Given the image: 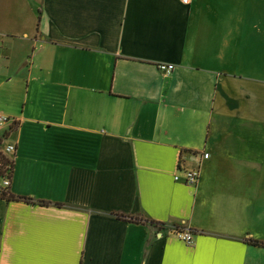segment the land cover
<instances>
[{
  "label": "crops",
  "instance_id": "obj_1",
  "mask_svg": "<svg viewBox=\"0 0 264 264\" xmlns=\"http://www.w3.org/2000/svg\"><path fill=\"white\" fill-rule=\"evenodd\" d=\"M0 115V264H264V0H0Z\"/></svg>",
  "mask_w": 264,
  "mask_h": 264
},
{
  "label": "built area",
  "instance_id": "obj_2",
  "mask_svg": "<svg viewBox=\"0 0 264 264\" xmlns=\"http://www.w3.org/2000/svg\"><path fill=\"white\" fill-rule=\"evenodd\" d=\"M183 4H189L191 0H180ZM159 70L165 73L171 72L175 68L174 63L160 64ZM6 123L15 125L17 123L14 118L9 116L0 115V126ZM0 152L7 156L8 162L3 163L0 161V198H6L11 194V183L12 175L14 174V159L16 158V144L15 142H5L0 140ZM204 158H208L209 154H203ZM183 175L180 173L175 174L176 180H181L184 178V182L188 185H196L200 180V170L196 169H182ZM183 176V177H182ZM171 233L177 237L185 240L187 243L193 242V237L191 231L179 230L174 228Z\"/></svg>",
  "mask_w": 264,
  "mask_h": 264
},
{
  "label": "trees",
  "instance_id": "obj_3",
  "mask_svg": "<svg viewBox=\"0 0 264 264\" xmlns=\"http://www.w3.org/2000/svg\"><path fill=\"white\" fill-rule=\"evenodd\" d=\"M8 159L9 158H7L6 155H4V154H2L0 152V161L1 162L6 163V162H8ZM6 199H11V200L23 199V200H27V201L33 202V200L31 198H27V196H13L12 194H10L8 197H6ZM40 203H42L43 205H48L49 204L48 202H45L43 200H41ZM129 218L130 219H134V220H137L138 219L136 217L135 218L134 217H129ZM252 243L255 244V245H262V246H264V242L259 241V240H254V241H252Z\"/></svg>",
  "mask_w": 264,
  "mask_h": 264
}]
</instances>
